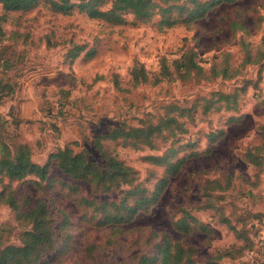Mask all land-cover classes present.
<instances>
[{
  "label": "rangeland",
  "instance_id": "1",
  "mask_svg": "<svg viewBox=\"0 0 264 264\" xmlns=\"http://www.w3.org/2000/svg\"><path fill=\"white\" fill-rule=\"evenodd\" d=\"M125 17L126 24L111 25L89 18L78 10L69 14L53 12L42 3L27 12H12L5 21H0L3 91L0 141L10 145L28 144L34 161L40 164L46 163L52 152L67 144L76 152H86L93 161L105 164L94 146L97 134L123 123L137 126L143 120L156 119L168 103L190 105L200 96L216 90L233 91L245 79H257L259 65L255 64L244 67L233 79L171 80L157 86L135 85L130 71L137 61L143 62L149 71H156L162 56L173 60L186 47L198 50L206 69L214 63L220 64L225 54H229L232 68L240 67L244 43L249 44L253 52L260 46L264 32V0L222 4L197 22V27L192 30L183 24L160 29L159 16L149 22H135L132 14ZM76 45L83 46L84 51L70 61L68 54ZM92 50H95V56L89 58L87 52ZM231 115H243V119L240 123L226 125ZM188 127L183 138L198 140L200 149L207 146V134L212 130L224 127L227 134L211 155L188 161L179 174L170 179L157 203L122 224L125 234L120 236V243L109 247L105 242L110 226L101 225L106 214L83 203L82 198L89 196L97 203L104 200L120 202L123 189L94 193L87 182L76 181L81 188L75 192L57 182L47 189L46 183H36L35 176L23 180L4 177L0 189L9 186L21 210L28 211L40 199H45L52 213L58 239L55 249L38 264H137L141 254L152 255L156 250L159 239L153 237V231L169 232L175 240L195 245L197 258L207 259L241 243L228 228L226 220L222 221L223 213L239 227V215H245L244 228H250L256 243L254 251L235 260L225 259L224 263L263 264L264 216L257 217V214L264 215V167L259 172L257 167L246 163L242 155L246 149L262 144L264 78L258 88L249 87L242 95L237 112L223 110L206 116L199 112L195 123ZM110 148L137 170L134 183L146 180L150 192L163 169L150 165L144 158L148 154L163 153V142L160 150H136L115 143ZM262 155L264 157V151ZM228 175L232 176L230 188L213 194L218 209L193 210L209 223L212 233L195 231L185 235L176 231L173 219L180 216V209L206 202L200 188L204 181ZM50 176L55 180L72 181L55 162ZM110 212L117 214L122 210L111 207ZM64 220L66 226L62 230L60 225ZM25 227L7 204L0 203V247L21 244V232ZM66 233L70 236L66 237ZM144 236L153 237V242H143ZM66 238H69L66 253L58 254ZM132 240L134 246L128 249ZM97 242V248L90 255L89 247Z\"/></svg>",
  "mask_w": 264,
  "mask_h": 264
},
{
  "label": "trees",
  "instance_id": "2",
  "mask_svg": "<svg viewBox=\"0 0 264 264\" xmlns=\"http://www.w3.org/2000/svg\"><path fill=\"white\" fill-rule=\"evenodd\" d=\"M237 0H0L3 13L0 21H5L12 12H27L33 10L42 3L53 11L69 14L74 10L85 13L89 18L105 21L111 25H123L127 23L126 15L132 14L135 22H149L155 16H159V28H171L183 24L188 30L197 27V22L205 19L208 14L225 3H234ZM110 4L109 7H105ZM238 26L239 24L234 23ZM240 26V25H239ZM0 24V30H1ZM84 51L83 46L76 45L68 54L70 61L79 57ZM244 57L241 66L232 68L229 54H225L221 63H214L206 69L202 63L198 50L194 47L182 49L179 56L170 60L162 56L158 69L149 71L143 62H135L130 75L135 85L150 84L157 86L171 80L190 79L215 80L217 78L233 79L242 73V69L248 65H259L257 79H245L242 85L233 91L216 90L209 95L198 97L192 104L168 103L163 106L164 112L157 115L156 119L143 120L139 125L123 123L111 128L109 131L99 133L93 142L95 148L105 159V164L90 159L86 152H76L70 144L59 148L49 155L44 164L37 163L33 159L32 149L28 144H12L0 141V184L4 177L10 180H23L29 176L37 178L36 183H46L45 188L51 189L57 182L69 191H79L80 184L76 181H85L90 185L94 193H111L123 189L120 202L112 200L96 202L87 196L83 203L101 209L106 218L101 225L110 226L106 236L107 247L119 244V238L125 234L122 224L130 222L138 213L146 211L154 203H157L168 187L171 178L177 176L182 167L191 159L211 155L218 142L227 134L226 128L220 127L207 134V146L200 149L198 140L184 139L189 131V124L196 121L197 114L206 116L211 112L223 110L237 112L242 95L249 87L258 88L264 78V32L259 48L253 52L249 44L244 43ZM89 58L95 56V50L87 52ZM2 65V64H1ZM0 88V99L2 82ZM116 85L119 86L118 81ZM243 115H231L226 120V125L240 123ZM262 144L252 146L243 152V160L255 167L260 172L264 167V134ZM165 150L160 154H148L145 161L154 167L163 169L161 177L155 183L152 190L145 185L146 180L137 184V170L120 159L110 145L115 143L123 147H131L136 150L149 148L160 150L161 144ZM55 162L59 169L72 179L55 180L50 174L52 164ZM151 172L149 169L148 172ZM232 176L206 179L201 185L206 202L193 208L180 209L179 217H174L173 225L176 231L188 235L195 231L212 233L209 223L204 222L194 212L206 209H218L213 199L215 191H227L231 186ZM257 186V184H254ZM119 199V198H118ZM132 200V203H129ZM119 201V200H118ZM0 203L7 204L15 213L16 218L25 224L21 232V244H7L0 247V264H38L46 258L49 252L55 249L56 233L52 213L45 199H40L37 205L28 211L21 210V206L15 197L14 191L4 185L0 189ZM111 207H119L122 212L114 214ZM222 221L226 220L228 228L233 232L240 244L229 246L220 250L216 255L207 259L197 258L195 245H185L181 240H175L169 232L153 231V237L159 239L154 254H141L137 264H225L224 260H235L247 252L254 251L256 243L250 228H244L245 215H239V224L232 222L230 216L221 214ZM264 216L263 213L257 217ZM256 217V216H255ZM62 230L66 226L65 220L61 222ZM70 235L66 233V237ZM153 237H143V242L152 243ZM69 238L59 248L58 254L66 253L69 246ZM134 240L129 242V248L134 246ZM137 241V240H136ZM139 242V240L137 241ZM92 244L89 247L90 255L98 246ZM136 243V242H135ZM93 258V256H92ZM264 264V263H263Z\"/></svg>",
  "mask_w": 264,
  "mask_h": 264
}]
</instances>
